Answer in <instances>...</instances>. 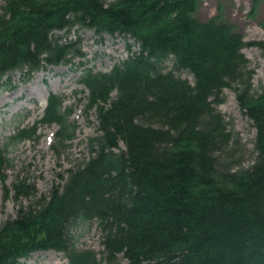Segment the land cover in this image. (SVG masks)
I'll return each instance as SVG.
<instances>
[{
	"label": "trees",
	"instance_id": "1",
	"mask_svg": "<svg viewBox=\"0 0 264 264\" xmlns=\"http://www.w3.org/2000/svg\"><path fill=\"white\" fill-rule=\"evenodd\" d=\"M202 1L3 0L0 82L16 71L28 79L47 66H75L84 54L79 38L66 37L77 29L121 38L131 55L108 73L83 70L97 121L89 157L65 179L58 175L63 185L47 196L36 198L33 184L16 178L18 208L0 222V264L50 250L68 264H115L120 255L127 264H264V86L253 89L242 53L246 46L264 50V43L244 42L221 16L197 19ZM61 32L64 41L53 36ZM224 89L255 129L247 169H234L225 157L236 141L216 109ZM47 101L40 123L58 125L51 148L60 152L76 128L60 98ZM35 131L17 129L0 148V182L7 147ZM30 196L35 200L23 205ZM87 220L97 222L100 259L75 247L72 229Z\"/></svg>",
	"mask_w": 264,
	"mask_h": 264
},
{
	"label": "rangeland",
	"instance_id": "2",
	"mask_svg": "<svg viewBox=\"0 0 264 264\" xmlns=\"http://www.w3.org/2000/svg\"><path fill=\"white\" fill-rule=\"evenodd\" d=\"M3 5V0H0V12ZM218 16L234 26L242 34L244 42L264 43V0H203L196 13V18L202 22ZM53 36L65 40L63 32L54 33ZM66 38L67 41L79 38L80 51L84 58L75 59V66L70 64L49 67L28 79L16 71L0 82V148L10 141L17 129L36 125L33 139L7 147L8 163L3 173L6 178L4 183L0 182V222L15 216L18 206L12 199V184L17 177L26 178L33 184L36 198L47 196L53 185H63L64 182L59 180L58 175L65 179L67 170L89 157V139L97 135V121L93 111H88L85 115L83 113L88 98L81 83L83 70L90 68L95 74L106 73L128 55L126 42L118 37L103 35L100 39L92 32L77 29ZM242 53L253 70L252 87L258 90L264 86V50L256 46H246ZM164 66L171 70L172 63L166 62ZM176 75L189 82L193 81L187 72ZM50 95L60 98L63 110H71L69 120L76 128L73 140L65 142L67 147L60 152L50 149L52 139L48 140L51 136L53 138L58 125L47 126L40 123L42 114H39V110L46 106ZM114 96L115 92L112 93V97ZM221 97L223 102L216 109L224 117L227 130L236 141L229 145L225 157L232 162L234 169H247L255 158V129L251 121L241 114L231 90L224 89ZM119 147L124 149L122 143H119ZM4 188L10 190V198L6 202L3 199ZM34 200L30 196L22 199V204L27 206ZM93 224L89 220L82 221L74 226L71 234L76 238L77 249L92 250L100 259L101 235ZM20 263L68 264V261L62 253L50 250L33 253ZM115 264L127 262L120 255Z\"/></svg>",
	"mask_w": 264,
	"mask_h": 264
},
{
	"label": "bare ground",
	"instance_id": "3",
	"mask_svg": "<svg viewBox=\"0 0 264 264\" xmlns=\"http://www.w3.org/2000/svg\"><path fill=\"white\" fill-rule=\"evenodd\" d=\"M39 114H40V112H39Z\"/></svg>",
	"mask_w": 264,
	"mask_h": 264
}]
</instances>
